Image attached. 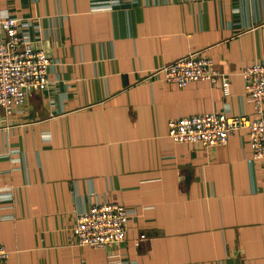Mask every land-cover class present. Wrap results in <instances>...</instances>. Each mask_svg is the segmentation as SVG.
<instances>
[{"label": "crops", "instance_id": "1", "mask_svg": "<svg viewBox=\"0 0 264 264\" xmlns=\"http://www.w3.org/2000/svg\"><path fill=\"white\" fill-rule=\"evenodd\" d=\"M4 17L51 57L44 89L0 107L4 264H264V159L246 128L212 146L167 135L194 113L256 117L241 71L264 61V0H0ZM192 51L228 94L152 74ZM109 201L128 211L124 239L77 244L76 214Z\"/></svg>", "mask_w": 264, "mask_h": 264}, {"label": "built area", "instance_id": "2", "mask_svg": "<svg viewBox=\"0 0 264 264\" xmlns=\"http://www.w3.org/2000/svg\"><path fill=\"white\" fill-rule=\"evenodd\" d=\"M50 62L51 57L44 49L24 39L16 17L0 18V107L6 114L21 104L29 91L46 87ZM212 64L211 57L192 51L161 65L152 74L178 87L194 80H220L223 93L228 94L227 75L217 73ZM241 74L255 118L214 111L194 113L169 119L167 135L176 142L212 146L226 143L230 133L246 128L250 158L264 159V61L246 65ZM128 217L121 203H93L76 214L74 240L77 244L93 247L118 243L125 237ZM144 236L140 234L136 242ZM10 252L0 243V264H4Z\"/></svg>", "mask_w": 264, "mask_h": 264}]
</instances>
